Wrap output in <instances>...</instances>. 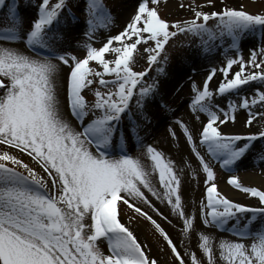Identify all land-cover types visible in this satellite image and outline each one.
<instances>
[{
	"label": "snow or ice",
	"instance_id": "1",
	"mask_svg": "<svg viewBox=\"0 0 264 264\" xmlns=\"http://www.w3.org/2000/svg\"><path fill=\"white\" fill-rule=\"evenodd\" d=\"M4 3L0 0V5ZM204 4L209 10L190 5L195 7L194 14L180 21L163 18L157 0H136L120 31L96 46L92 41L97 39L98 26H110L114 15L106 0H83V5H76L84 13L87 41L82 45L86 54L81 57L70 50L80 17L69 0H34V14L26 26L21 5L12 0L7 13L12 24L0 28V34L10 45L23 43L25 47L0 46V142L33 156L47 178L11 151L0 152V264H159L122 222L118 202L130 205L155 225L178 264H264V225L251 228L254 221H264V187L248 186L237 175L228 176L231 185L258 198L256 205L237 202L218 189L214 170L216 163L234 171L249 153L264 163V146L252 152L257 138L264 139V129L228 132L221 127L234 121L241 107L247 110V126L257 118L264 121V42L251 47L248 57L241 48L247 33L264 29V7L252 11L245 5L216 6L214 0H204ZM177 33L198 37L205 54L216 44L225 53L235 52L226 55L220 65L223 76L216 88L209 86L216 67L210 69L202 87L192 82L190 111L197 119L205 114L198 130L171 109L172 119L206 174L199 201L202 223H197L195 209L191 213L185 209L182 172L176 170L175 162L153 144H145L141 136L159 108L171 107L160 95V80L144 77L151 75L154 63L158 73L164 71L166 44ZM143 59L146 65L135 70ZM105 74H110L108 79ZM250 81L259 84L245 93ZM93 85L95 99L89 101L83 92ZM102 87L107 91H101ZM225 93H235L238 102L229 99L226 107L215 102L214 95ZM168 128L177 136L171 124ZM133 140L138 148L146 149L150 166L128 152L127 145ZM187 166L191 167L190 162ZM153 172H158L162 191L153 186ZM143 189L166 199L182 219L187 239L198 234L200 255L193 247L182 254L168 232L137 205L133 198L151 205ZM209 225L239 238L220 239L214 245L216 238L203 227ZM246 237L252 238L250 243H245ZM101 240L107 242V251L100 246Z\"/></svg>",
	"mask_w": 264,
	"mask_h": 264
},
{
	"label": "rangeland",
	"instance_id": "2",
	"mask_svg": "<svg viewBox=\"0 0 264 264\" xmlns=\"http://www.w3.org/2000/svg\"><path fill=\"white\" fill-rule=\"evenodd\" d=\"M12 0H5L4 5H0V28L8 27L12 24V21L8 17V6L11 4ZM20 5L30 3L34 9V0H18ZM72 7V11L80 17V22H78L75 28L80 29V34H73L75 39L71 41L72 47L70 50L78 56H83L86 54V48L83 47L87 41L83 35L85 28L83 25L84 13L81 11L80 7H77V4L83 5V0H69ZM107 4L111 7L114 22L110 26H98L97 30V39L92 41L94 45L99 46L103 39L109 35L115 34L120 31L124 26L125 22L130 18L133 13L136 0H106ZM216 6L221 5L222 3H227L229 5H245L248 9L252 11H257L260 8L264 7V0H214ZM159 14L168 20H180L184 21L194 14L195 7H190V5H199L204 10H209L208 6L204 4V0H157ZM23 23L27 25V19L24 16H21ZM210 23H215L214 20ZM107 32V33H105ZM198 37L190 33H177L174 38H170L169 42L166 44V55L167 61L164 64V71L162 73L157 72V65L154 63L153 66L149 69V72L145 74L144 79L146 81H151L152 77H156L158 80H161L163 77L168 75L173 67L176 64H182L183 66H191V76H185L178 84H173L174 86L170 87L163 94V89H161V96L164 99L166 105H170L169 108L161 107L158 109V114L154 117L151 124H149L144 131L141 133V136L144 139V143H151L158 149H160L165 156L170 157L175 164L177 165L176 170L182 172V198L185 205V209L188 213H191L193 209L197 212V223H202L199 219V201L204 195L205 185L204 179L206 174L203 172L202 168L198 166L197 158L189 150V145L186 143L185 137L181 132L178 124L172 119L171 109H175L174 114L180 116L185 122L189 125L190 128L198 130L201 127L202 121L205 120V114H199V118H196L195 113L190 111L189 100L194 95L192 90V82L195 81L197 86L202 87L203 81L207 76L208 72L212 67V64H216L217 70H220V65L223 64L226 60V55H235V52L228 50L225 53V48L219 44L213 46L211 50L205 54L199 47ZM264 42V29L259 27L255 32L247 33L241 43V48L245 57L249 55V49L251 47H257L260 43ZM143 42H141L138 47H141ZM15 47L24 48L23 43L14 44ZM0 46H11L8 39L0 34ZM33 55L36 53L33 52ZM108 57L109 54H105ZM215 62V63H214ZM98 62L90 61V64H97ZM146 59L141 60L136 64L135 70L140 71L146 65ZM64 70L67 71V66L64 65ZM249 68L250 66H245ZM236 65H233V70H235ZM257 70V69H251ZM189 72V70H188ZM221 72V71H219ZM186 74V72H185ZM222 74V73H221ZM110 74H105V78L108 79ZM221 75L215 77L213 75L212 79L209 81V86L211 88H216L218 82L221 80ZM259 84L258 81L248 82V85L243 89L245 93L250 92L255 86ZM215 85V86H214ZM93 86H88L84 90L83 94L86 99L93 101L95 99L94 93L92 91ZM109 88L112 85L108 86ZM101 91H107V88H101ZM163 94V95H162ZM235 93H225V94H216L213 99L215 102L220 103L222 107L227 106V102L230 98L228 95ZM236 95V94H235ZM62 99L64 100L63 110L65 114L68 113V107L66 102L65 94L61 93ZM234 101L238 102L237 95L235 96ZM155 109V105H151ZM256 110L255 108L253 109ZM132 111H136L135 104H132ZM246 109L237 108L236 110V119L234 121L229 120L225 124L221 125L224 131L228 132H254L259 131L254 127L247 126L245 124L246 119ZM125 123L127 122V117H125ZM76 123V121H73ZM171 124L172 128L176 131L177 136L173 137L171 135V130L168 128V125ZM199 145V141L197 139ZM261 146H264V139L258 140L255 142V147L252 152H256ZM128 152L134 156H139L142 161L151 165L150 158L146 154V149L143 147L138 148L135 144V141H129ZM2 151H11L13 154L17 155L20 159H23L26 164L30 167L35 168L36 171L46 177V172L33 156H30L28 153L23 152L21 149H16L11 145H6L3 142H0V152ZM201 151H204V148L201 147ZM116 154V153H113ZM207 158V154H206ZM11 163L10 161H6ZM190 162L191 167L187 166V163ZM185 167L191 172V185L190 188H187V177L185 173ZM21 171H26L22 166H20ZM214 170L216 172V181L218 189L225 193L230 199L236 200L237 202L247 203L251 205H256L258 203V198L251 196L250 194L244 192L242 189L236 188L234 185H231L227 177L230 175H237L241 183L248 186H257L264 187V163L260 162L257 156L249 153L244 159H242L237 166H235L234 171H228L223 169L219 164L214 163ZM196 171L197 176L193 177L192 172ZM152 183L153 186L162 191V186L158 182V172H153ZM47 178V177H46ZM145 195L148 196L151 200V205L144 202L142 199L135 200L139 207H143L145 211H148L149 214L168 232L169 236L173 239L174 243L177 244L178 249L182 252H185L187 247H193L197 250V254L200 255V250L198 249V234H192L191 239H187L183 233L182 219L172 211L171 206L167 204L166 199H157L152 195L147 189H143ZM191 198L189 199V197ZM152 205H155V209H159L157 212ZM163 213V215H161ZM118 214L122 222L130 226L134 233L137 235V238L143 243L146 249L149 251L150 255H153L158 258L159 264H178L174 255L171 253L169 246L167 245L166 240L163 238V235L155 228V225L151 223L146 217H143L141 214L136 212L135 209L131 208L130 205L124 202H118ZM86 223L89 221L85 220ZM231 224V221H229ZM257 225H264V221L257 220L254 221L251 225L252 229H256ZM204 230L208 233H211L215 238L214 245L218 243L220 239H238L235 234L229 232L227 229H220L214 225L203 226ZM245 243L251 242V237H246ZM100 246L107 251V242L101 240ZM217 258L218 248H217Z\"/></svg>",
	"mask_w": 264,
	"mask_h": 264
},
{
	"label": "bare ground",
	"instance_id": "3",
	"mask_svg": "<svg viewBox=\"0 0 264 264\" xmlns=\"http://www.w3.org/2000/svg\"><path fill=\"white\" fill-rule=\"evenodd\" d=\"M20 15L24 16L27 20L29 18H31L34 14V9L32 8V4L30 3H26L21 5L20 9H19ZM80 29L75 28L73 34H80ZM107 33V32H105ZM11 46H15L14 44H11ZM215 63V62H214ZM214 67H216L214 64H212ZM189 70V72H188ZM220 70L218 69L217 72L215 73V77H219L221 75V78L223 76V74H221L222 72H219ZM186 72V74H185ZM191 76V66H183L182 64H176L173 69L171 70V72L166 75L165 77H163L160 82L162 85V89H163V94L166 92L167 89H169L170 87L174 86L173 84H178L179 81H181V78L183 79V77L185 76ZM215 86V85H214ZM168 91V90H167ZM161 94V93H160ZM162 94V95H163ZM230 99L234 100L235 99V94L232 95H228ZM67 115V114H66ZM251 127H254L257 130H262L264 129V121H260L259 118H257L256 121H254L251 125ZM258 140H261L260 138H258ZM185 173H186V181H187V188H190L191 185V172L188 169V167H185ZM191 198V196L189 197V199Z\"/></svg>",
	"mask_w": 264,
	"mask_h": 264
}]
</instances>
